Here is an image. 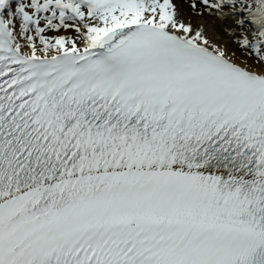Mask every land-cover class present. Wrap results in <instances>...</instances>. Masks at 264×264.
Returning a JSON list of instances; mask_svg holds the SVG:
<instances>
[{
    "label": "snow or ice",
    "instance_id": "obj_1",
    "mask_svg": "<svg viewBox=\"0 0 264 264\" xmlns=\"http://www.w3.org/2000/svg\"><path fill=\"white\" fill-rule=\"evenodd\" d=\"M0 264H264V0H0Z\"/></svg>",
    "mask_w": 264,
    "mask_h": 264
}]
</instances>
